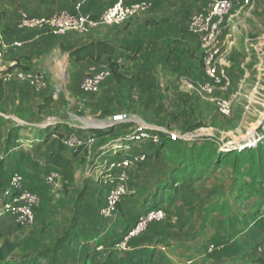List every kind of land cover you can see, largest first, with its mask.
I'll return each mask as SVG.
<instances>
[{
    "label": "rangeland",
    "instance_id": "1",
    "mask_svg": "<svg viewBox=\"0 0 264 264\" xmlns=\"http://www.w3.org/2000/svg\"><path fill=\"white\" fill-rule=\"evenodd\" d=\"M116 1L0 0V245L16 244V264H125L153 248L149 264H264V0H129L146 9L65 36L17 26L23 13L80 3L99 14ZM104 63L99 91H81ZM72 137L84 144L70 147ZM170 139L186 161L195 143L218 156L257 149L263 178L232 156L203 172L194 202L172 206ZM16 172L40 199L28 225L4 210ZM66 232L79 237L53 259ZM138 238L147 242L135 249Z\"/></svg>",
    "mask_w": 264,
    "mask_h": 264
},
{
    "label": "built area",
    "instance_id": "2",
    "mask_svg": "<svg viewBox=\"0 0 264 264\" xmlns=\"http://www.w3.org/2000/svg\"><path fill=\"white\" fill-rule=\"evenodd\" d=\"M146 9L145 2L117 0L101 13L93 11H83L82 4L76 3L72 10H63L53 15H33L23 13L18 20V28L21 30L43 29L56 36H65L72 32H88L100 25H113L122 23ZM4 36L0 31V55L2 47L5 46ZM14 46H21L19 41L14 42ZM111 69L107 63L102 64L92 73L84 76L79 87L85 93L98 92L102 84L110 77ZM229 106L225 105L224 111L228 112ZM126 120L125 114L116 115L113 118V125ZM70 147L83 143L79 139L70 138L67 140ZM84 144V143H83ZM57 178V174L52 173L51 180ZM5 197L8 199L4 203V210L13 215L16 222L21 225H28L35 221V208L39 204V196L36 192L26 189L23 177L20 173L13 174L8 189L5 190Z\"/></svg>",
    "mask_w": 264,
    "mask_h": 264
},
{
    "label": "trees",
    "instance_id": "3",
    "mask_svg": "<svg viewBox=\"0 0 264 264\" xmlns=\"http://www.w3.org/2000/svg\"><path fill=\"white\" fill-rule=\"evenodd\" d=\"M79 52V51H78ZM179 141H175L170 139L169 143L173 147V150L178 154V160L179 166L173 170L171 175V181L170 183H167L165 185V189L172 188L175 191V194L178 196H169L166 191H163V198L165 196L166 200L170 205L177 207V198H181L184 203L187 205H190L193 201V195L196 193L195 183L200 179L203 172L210 168H217L220 166H224L229 163V160L232 156H237L238 158H245V165L246 164H252L254 165L250 166V170L253 172L259 171L260 175H255L258 178H263V171L259 168V163L257 161L258 156H256L257 149L254 148H248L244 147L243 149H231L229 153H225L223 156H218L217 154H214L211 152L212 150V143H205V145L198 146L196 143L190 148V159L186 161L185 153H183L182 149L179 147L178 144ZM186 162V164H184ZM196 163L199 164V168L196 167ZM58 164L65 167L66 172H68L70 175L72 174V171L70 170L71 165L69 164L67 159H59ZM235 168H240V166L236 165ZM257 174V173H256ZM9 187V185L7 186ZM6 187V188H7ZM5 188V189H6ZM160 194V192H158ZM156 195V199L160 195ZM158 203H155L157 205ZM257 225H264V221L260 218L256 221ZM134 225L129 226L128 222L126 224L125 231L130 230L133 228ZM81 234H85V230ZM122 234V233H120ZM79 237V233L75 232H66L64 237L58 242V245L55 249V252L52 254L53 259H56L57 256H59L60 253H68V251L71 248V244L75 243L77 241V238ZM139 239V238H138ZM136 239L135 243L132 247L140 248L141 246L145 245L147 240L145 239ZM164 242V241H159ZM16 249V244L5 240L0 245V264H16L17 257L14 254ZM233 249L229 247L228 245H225V250L223 252H232ZM215 252H219V250L215 249ZM155 253V248L151 250H145L141 249L139 251H136L135 253L129 255V259H123V262L125 264H149L153 261V256ZM113 257V255H111ZM102 264H113V262H107Z\"/></svg>",
    "mask_w": 264,
    "mask_h": 264
},
{
    "label": "water",
    "instance_id": "4",
    "mask_svg": "<svg viewBox=\"0 0 264 264\" xmlns=\"http://www.w3.org/2000/svg\"><path fill=\"white\" fill-rule=\"evenodd\" d=\"M246 147V146H245Z\"/></svg>",
    "mask_w": 264,
    "mask_h": 264
}]
</instances>
